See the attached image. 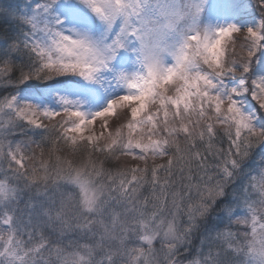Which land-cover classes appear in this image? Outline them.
<instances>
[{
  "label": "snow or ice",
  "instance_id": "snow-or-ice-1",
  "mask_svg": "<svg viewBox=\"0 0 264 264\" xmlns=\"http://www.w3.org/2000/svg\"><path fill=\"white\" fill-rule=\"evenodd\" d=\"M0 87V264H264V0H0Z\"/></svg>",
  "mask_w": 264,
  "mask_h": 264
},
{
  "label": "trees",
  "instance_id": "trees-1",
  "mask_svg": "<svg viewBox=\"0 0 264 264\" xmlns=\"http://www.w3.org/2000/svg\"><path fill=\"white\" fill-rule=\"evenodd\" d=\"M30 83H37V82H30ZM10 90H12V89H4V88H2V87H0V94H3V95H5V94H7V92H9Z\"/></svg>",
  "mask_w": 264,
  "mask_h": 264
},
{
  "label": "rangeland",
  "instance_id": "rangeland-1",
  "mask_svg": "<svg viewBox=\"0 0 264 264\" xmlns=\"http://www.w3.org/2000/svg\"><path fill=\"white\" fill-rule=\"evenodd\" d=\"M237 49H239V44H237ZM10 91H12V90H10ZM9 91V92H10ZM8 93V92H7ZM0 96H3V94H0ZM17 138H19V137H17ZM125 159H129V158H125ZM159 162V161H158Z\"/></svg>",
  "mask_w": 264,
  "mask_h": 264
}]
</instances>
